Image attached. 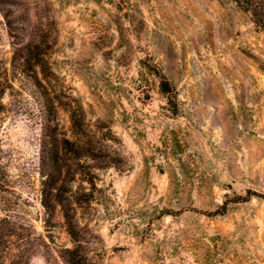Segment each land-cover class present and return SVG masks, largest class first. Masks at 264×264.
Segmentation results:
<instances>
[{
  "label": "rangeland",
  "instance_id": "1",
  "mask_svg": "<svg viewBox=\"0 0 264 264\" xmlns=\"http://www.w3.org/2000/svg\"><path fill=\"white\" fill-rule=\"evenodd\" d=\"M181 1L0 0V264H264V29Z\"/></svg>",
  "mask_w": 264,
  "mask_h": 264
},
{
  "label": "trees",
  "instance_id": "2",
  "mask_svg": "<svg viewBox=\"0 0 264 264\" xmlns=\"http://www.w3.org/2000/svg\"><path fill=\"white\" fill-rule=\"evenodd\" d=\"M236 5L249 14L252 22L264 29V0H233Z\"/></svg>",
  "mask_w": 264,
  "mask_h": 264
},
{
  "label": "bare ground",
  "instance_id": "3",
  "mask_svg": "<svg viewBox=\"0 0 264 264\" xmlns=\"http://www.w3.org/2000/svg\"><path fill=\"white\" fill-rule=\"evenodd\" d=\"M199 3H200V6L202 8H205L207 9L208 11V14L210 18H215V15H216V12H215V8L209 4L208 2H206L205 0H198ZM173 2H178L180 7H182L183 10L186 9L187 6H185L184 2L181 1V0H156V7H157V10L160 12L159 13V19L163 22V23H166V18L165 16L162 14V6H164L165 8H168L169 11L177 14V10L178 8H176L174 5H173ZM167 24V23H166ZM201 26V25H200ZM201 30L204 29L203 25L201 26L200 28ZM182 44L179 42V47H181ZM206 50V49H204ZM208 53V51H207ZM215 65V64H214Z\"/></svg>",
  "mask_w": 264,
  "mask_h": 264
}]
</instances>
